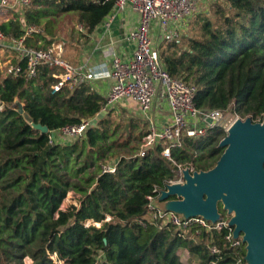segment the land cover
<instances>
[{
    "label": "trees",
    "instance_id": "obj_1",
    "mask_svg": "<svg viewBox=\"0 0 264 264\" xmlns=\"http://www.w3.org/2000/svg\"><path fill=\"white\" fill-rule=\"evenodd\" d=\"M115 2L33 0L21 14L0 23V32L20 38L25 25L38 26L44 35L26 42L44 48L48 36L55 37L49 17L75 12L77 22L92 33L111 15ZM160 58L171 77L197 88V109L226 111L234 105L233 112L262 121L264 0L211 4L200 20L199 37L189 39L186 48L167 44ZM51 72L40 66L28 80L24 73L15 77L0 71V264H24L26 259L29 264H94L101 254L103 264H210L216 259L212 245L220 250L219 264L243 259L245 245L225 244L226 231L196 235L192 229L182 237L172 227L139 224L147 213L146 196L173 177L175 165L161 156L167 143L142 156L117 158L114 173H103L101 167L112 150L139 151L144 126L131 123L119 132L111 128L107 110L82 137L65 142L50 143L49 134L34 129L32 124H40L58 132L92 121L104 106V98L85 85L52 94ZM215 135L184 138L170 148L172 161L211 170L223 152L214 144ZM72 190L80 195L78 205L60 209Z\"/></svg>",
    "mask_w": 264,
    "mask_h": 264
},
{
    "label": "built area",
    "instance_id": "obj_2",
    "mask_svg": "<svg viewBox=\"0 0 264 264\" xmlns=\"http://www.w3.org/2000/svg\"><path fill=\"white\" fill-rule=\"evenodd\" d=\"M32 1L14 0L10 3L9 0H0V15L4 16L5 12L11 8H15L21 14ZM106 1L108 0H104ZM213 1L215 0H116L115 11H122L126 6H130L138 14L139 21L137 27L125 38L126 42L133 46L131 58L111 56L110 70L104 75L88 70L85 66H71L64 58L65 44L60 39L50 40L44 48L29 46L26 42L28 39L44 35L43 29L38 26L25 25L20 38L6 37L0 32V51H11L14 54L12 58L14 64L8 60L0 66V71L3 72L2 67H5V75L11 74L16 77L24 73V77L29 80L37 76L40 66H46L52 71L51 77L55 80L51 86L52 94L58 93L64 87L74 89L90 81L109 78L112 85L104 98L102 110H108L118 104L133 106V110L143 116L148 123L147 134L141 140L140 151L152 149L160 142H165L168 146L161 152V156L175 165L172 170L173 177L165 182L164 187L155 188L152 194L146 196L147 213L139 224L143 227L147 223L159 225V227H172L182 237L192 229H195L196 235L202 231L206 233L226 231L225 244L239 248L245 245L242 242V235L234 238V228L228 224L230 216L227 215L228 218H224L220 210V217L215 222L201 216L185 219L177 213L165 211L157 201L167 186L184 183L183 171L188 168L172 161L170 148L179 146L184 138L199 139L212 134L219 128L227 110L197 109L194 104L197 88L184 83L181 79L171 77L164 70L160 52L154 44L156 40H161L166 44L180 45L181 31L185 22L197 11L200 4ZM108 19L104 22L106 26L109 25ZM77 29L83 32L81 25H78ZM21 63H24V68L20 65ZM158 89H162L170 113V122L167 125H161L150 113ZM209 120L211 122H208ZM90 125L91 120H83L79 124L65 126L58 132L48 131L47 134H49L50 143L65 142L70 138L82 137ZM117 162L103 165L102 172L114 173ZM189 171L194 172L193 169ZM108 220L107 217L106 221ZM94 225L99 227L97 223ZM210 252L216 256L210 264H219V248L212 245ZM236 263L245 264V261L237 258ZM94 264H103L102 254Z\"/></svg>",
    "mask_w": 264,
    "mask_h": 264
},
{
    "label": "water",
    "instance_id": "obj_3",
    "mask_svg": "<svg viewBox=\"0 0 264 264\" xmlns=\"http://www.w3.org/2000/svg\"><path fill=\"white\" fill-rule=\"evenodd\" d=\"M19 112L23 113L21 107ZM106 113L102 110L91 123ZM261 122L236 121L220 143L224 152L216 165L206 172L190 173L186 168L184 183L167 186L157 200L162 209L185 219L201 216L215 222L222 209L230 216L234 238L242 235L245 264H264V117ZM32 127L48 133L46 126Z\"/></svg>",
    "mask_w": 264,
    "mask_h": 264
},
{
    "label": "crops",
    "instance_id": "obj_4",
    "mask_svg": "<svg viewBox=\"0 0 264 264\" xmlns=\"http://www.w3.org/2000/svg\"><path fill=\"white\" fill-rule=\"evenodd\" d=\"M9 1L10 3L14 2V0ZM11 10H14L15 14H19L15 8H11L5 12L4 16L0 15L1 23L13 18ZM108 18V26L104 23L106 19L92 33H88L81 24H78L83 27V32H79L83 37L80 34V38L76 42L70 43V45L67 40H62L65 44L64 58L71 66H85L88 70L104 75L110 70L111 56L118 55L123 59L131 58L133 46L127 43L125 38L131 30L137 27L138 14L130 6H126L122 11L113 10ZM84 85L105 98L112 82L109 78H102L87 82ZM160 96L163 98L160 99ZM164 98L162 89H158L150 112L151 116L155 117L161 125H167L170 122V113ZM120 107L130 111L133 106L122 105ZM159 108L165 112V115H157L156 112Z\"/></svg>",
    "mask_w": 264,
    "mask_h": 264
},
{
    "label": "rangeland",
    "instance_id": "obj_5",
    "mask_svg": "<svg viewBox=\"0 0 264 264\" xmlns=\"http://www.w3.org/2000/svg\"><path fill=\"white\" fill-rule=\"evenodd\" d=\"M219 1H221V0H215V1L207 3V4H200L197 11L185 22V24L183 25V30L181 31V37H180L182 48H186L187 41L189 39L199 37V35H200V20L203 19L204 15H208L210 5L215 3V2H219ZM10 12H11L13 17L16 15L14 10H11ZM9 17H11V16H9ZM47 20H48V23L50 26V31L55 36L52 38L48 36V39L67 40L69 42V45H70V43H74L80 38V34L82 32L79 33L80 31L76 27L79 23L77 22L75 12L66 13V14H57V15L49 17ZM0 23H1V20H0ZM157 35H158V33H157ZM81 36H82V34H81ZM166 45L167 44L164 41L156 40L154 47L160 52L161 50H163L165 48ZM12 58H14V54L11 51H6V50L0 51V66H3V64H5L8 60L12 64H14V61H13L14 59H12ZM2 70H3L2 73H4V70H6V68L2 67ZM159 98L161 99L163 97L160 96ZM164 99L166 100V98H164ZM154 100H155V98H154ZM154 100H153V102H154ZM120 106H122V105L118 104V105L113 106L112 108L108 109L109 115H110V120L112 123L111 128L114 129L117 126L118 127L117 130L120 132V131H123L124 129L128 130L129 126H130L129 124L134 123V124H139L138 126H140V127L144 126V129H148V123L143 118V116L137 114L133 110V108H132V110L128 111V110L122 109V107H120ZM233 108H234V105H232L224 113V119L221 121L219 128L214 133H212L213 135L216 133L214 144H215L216 148L220 150V153L222 151L224 152V148L220 147V143L228 135L229 128L236 121H245L246 119H250L252 121V123H262L258 119H253L250 115L242 116L240 113L233 112ZM156 113L159 116L165 115V112L163 110H161L160 108ZM145 124H146V127H145ZM140 146H141V144L139 145V148H140ZM143 152L144 151H140V150L137 151L136 149L130 150L127 148L126 149L112 150L109 152V154L112 156L111 157L108 156L107 159L103 160L102 166L113 163L115 161H118L117 158H119L121 156H133V158L136 155L142 156L141 153H143ZM83 160H84V156H81L78 162H82ZM183 167H188L189 169H193L195 172H198L195 170L194 165L183 166ZM79 198H80L79 194L75 193L73 190L69 191L68 194L66 195V198L63 200V202L60 206V209L65 210L70 205L77 206L78 205L77 201ZM175 200H178V198L175 197V199L173 201H175ZM161 203L162 202H160V205H162ZM220 212L224 218H228L227 214L222 209H220ZM88 223H90V222H88ZM191 260L194 263H198V260L193 256L191 257ZM29 263H30L29 259H26L24 264H29ZM57 263L58 264H64L63 262H57Z\"/></svg>",
    "mask_w": 264,
    "mask_h": 264
}]
</instances>
